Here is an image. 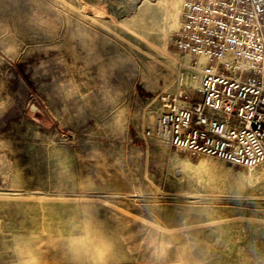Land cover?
<instances>
[{
    "label": "rangeland",
    "instance_id": "rangeland-1",
    "mask_svg": "<svg viewBox=\"0 0 264 264\" xmlns=\"http://www.w3.org/2000/svg\"><path fill=\"white\" fill-rule=\"evenodd\" d=\"M179 22L160 0H0V264H264V165L157 132L161 97L200 99Z\"/></svg>",
    "mask_w": 264,
    "mask_h": 264
},
{
    "label": "built area",
    "instance_id": "built-area-1",
    "mask_svg": "<svg viewBox=\"0 0 264 264\" xmlns=\"http://www.w3.org/2000/svg\"><path fill=\"white\" fill-rule=\"evenodd\" d=\"M174 47L205 59L200 99L161 97L158 134L189 156L264 165V0H183Z\"/></svg>",
    "mask_w": 264,
    "mask_h": 264
},
{
    "label": "bare ground",
    "instance_id": "bare-ground-1",
    "mask_svg": "<svg viewBox=\"0 0 264 264\" xmlns=\"http://www.w3.org/2000/svg\"><path fill=\"white\" fill-rule=\"evenodd\" d=\"M160 4L165 9H167V8L169 9V13L174 20H176L181 13V11H180V13H178L179 0H160ZM182 5H183V0L180 2L181 10H182ZM227 56L228 55H225V58H228ZM199 59H200V64L202 62L203 63L205 62V59L203 57H200ZM198 79H200V76L197 77L194 75H192V76L187 75L183 78V82L188 87H197L198 88V86H199ZM157 121H158V119H157ZM156 129L158 132L157 122H156Z\"/></svg>",
    "mask_w": 264,
    "mask_h": 264
}]
</instances>
